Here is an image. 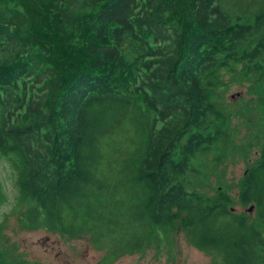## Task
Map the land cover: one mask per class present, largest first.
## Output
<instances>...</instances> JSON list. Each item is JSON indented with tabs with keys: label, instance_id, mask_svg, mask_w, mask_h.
<instances>
[{
	"label": "trees",
	"instance_id": "16d2710c",
	"mask_svg": "<svg viewBox=\"0 0 264 264\" xmlns=\"http://www.w3.org/2000/svg\"><path fill=\"white\" fill-rule=\"evenodd\" d=\"M241 82L264 98V0H0V162L17 191L0 179V230L11 216L88 238L97 264L179 233L211 264H264V101L235 110ZM0 264L37 263L0 239Z\"/></svg>",
	"mask_w": 264,
	"mask_h": 264
},
{
	"label": "rangeland",
	"instance_id": "374dc122",
	"mask_svg": "<svg viewBox=\"0 0 264 264\" xmlns=\"http://www.w3.org/2000/svg\"><path fill=\"white\" fill-rule=\"evenodd\" d=\"M249 85L244 82L233 84L231 90L225 93V97L229 104H235V110L240 111V114L247 113L250 109L254 110L260 117L262 113L261 104L264 98L259 94H250L248 92ZM252 122L249 118L244 120L241 118L234 120V125L241 128V133L245 134L247 128L242 129L243 125L245 123L252 125ZM255 157L256 155H253L250 159L254 161ZM4 165L0 162V179L6 184L7 191L13 200L17 191L14 188L11 172L5 169ZM246 168L247 163L243 161L229 165V180L232 184H240ZM242 210L239 208V211ZM8 212L9 210H7ZM7 219L6 225L0 230V239L6 257L9 259L19 258L37 264H97L102 256L101 253L93 249L88 238L69 240L60 234L45 231H23L19 228L15 217L9 216ZM211 263L212 260L209 256L192 247L179 233L172 237L171 243H164L159 251L147 249L136 255L126 256L116 264Z\"/></svg>",
	"mask_w": 264,
	"mask_h": 264
},
{
	"label": "water",
	"instance_id": "95a60500",
	"mask_svg": "<svg viewBox=\"0 0 264 264\" xmlns=\"http://www.w3.org/2000/svg\"><path fill=\"white\" fill-rule=\"evenodd\" d=\"M249 211L252 212L253 211V208H251Z\"/></svg>",
	"mask_w": 264,
	"mask_h": 264
}]
</instances>
